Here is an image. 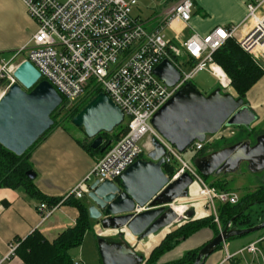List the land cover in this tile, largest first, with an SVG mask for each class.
<instances>
[{
    "label": "built area",
    "instance_id": "built-area-1",
    "mask_svg": "<svg viewBox=\"0 0 264 264\" xmlns=\"http://www.w3.org/2000/svg\"><path fill=\"white\" fill-rule=\"evenodd\" d=\"M22 1L38 24L37 32L22 48L27 51L23 60L31 61L40 71L41 79L48 80L68 105L81 100L91 83H95L90 91L100 87L120 107L124 119L129 118L126 133L98 158L90 173L63 200L69 197L82 199L97 179L101 182L117 181L136 159L154 149L152 139L156 138L166 149V163H177L174 174L170 175L172 180L189 173L199 185V195L206 198L207 207L213 213H217V202L234 204L239 201L240 195L236 191L221 190L206 182L197 168L157 130L152 118L201 71L211 70L223 86L231 83L213 56L228 38L235 37L246 52L259 58L264 50V0L250 1L246 17L239 24L220 26L207 34L194 32L179 42L167 38L165 29L176 19L189 25L193 0L177 1L170 7L166 21L154 30L147 29L133 14L138 0ZM163 59H169L181 72L180 80L173 86L155 74V67ZM191 59L195 60L194 64ZM21 62L16 61V56L2 62L0 89L4 92L17 82L15 71ZM146 136L148 138L143 141ZM204 147V142L197 140L188 149L196 153ZM57 205L41 202L38 211L42 219H47ZM181 218L179 216L176 222ZM260 241L249 243L235 252L227 250L225 242L224 261L264 264V259H260L263 256L258 245ZM18 245L15 240L8 253L0 254V264L16 255ZM246 252L253 255L251 261L246 260ZM74 264L84 262L79 259Z\"/></svg>",
    "mask_w": 264,
    "mask_h": 264
},
{
    "label": "water",
    "instance_id": "water-1",
    "mask_svg": "<svg viewBox=\"0 0 264 264\" xmlns=\"http://www.w3.org/2000/svg\"><path fill=\"white\" fill-rule=\"evenodd\" d=\"M155 74L169 86L181 78L180 70L169 59H163ZM17 82L0 97V143L17 155H23L54 124L53 112L63 104V98L29 60H23L15 71ZM256 113L243 97L223 92L220 87L204 94L192 83L185 84L153 116L152 123L175 147L184 152L195 141L205 142L209 135L218 134L225 124L251 126ZM124 121V113L105 93H98L74 118L93 139L96 149L105 142L102 132H112ZM111 143V142H110ZM107 143L101 151L110 144ZM154 149L147 156L136 159L117 181L95 180L88 196L92 219L101 220L104 228H127L139 240H144L172 226L179 215L171 206L179 198L188 197L194 183L189 173L177 179L164 171L166 149L152 139ZM250 161L254 172L264 170V134L251 145L250 140L209 152L194 159L197 170L204 176L237 171L241 163ZM30 179L36 172L29 170ZM141 209L140 211H138ZM194 215L193 209L185 217ZM264 228V220L257 225L239 228L229 224L208 241L198 252L193 264H204L207 257L232 237H239ZM100 237L98 250L102 264H145V255L134 250L123 239ZM158 264V263H157Z\"/></svg>",
    "mask_w": 264,
    "mask_h": 264
},
{
    "label": "crops",
    "instance_id": "crops-1",
    "mask_svg": "<svg viewBox=\"0 0 264 264\" xmlns=\"http://www.w3.org/2000/svg\"><path fill=\"white\" fill-rule=\"evenodd\" d=\"M170 1H168L169 3L160 5V9L156 8L153 14L145 19L142 18L141 14L135 12V9L137 11L141 10L138 0V3L133 9V14L144 23L147 29L154 30L166 21L170 7L179 0ZM250 1L257 0H193L192 18L189 25L176 19L171 26L166 27L165 34L166 30H170L173 34L170 39L179 42L180 40L188 38L194 32L207 34L220 26L239 24L246 17L248 12L247 4ZM37 30L38 24L30 17L26 5L22 0H0V67L3 61L9 60L13 56H16V61H19L20 57L25 58L27 51L22 50V48ZM258 57L264 62V50L260 52ZM263 62L261 63L263 64ZM262 82H264V77L255 87L259 86ZM258 90H260L259 96L261 100L256 101L255 104L254 101L247 102L257 116L253 128L264 121V86ZM229 129L233 130L231 128ZM228 133L231 134L232 132ZM84 144L80 136L73 134L72 131L62 126H56L32 149L30 161L36 172L35 183L43 195L47 197L65 198L67 193L90 173L99 155L92 154L85 148ZM218 149L220 148H215L214 142L206 150L205 154ZM81 200L88 206L93 204V201L88 195ZM41 202L45 201L29 197L22 189L0 188L1 255L8 253L10 244L13 241L16 239H25L34 230L40 231L47 240L52 242L62 231L76 224L79 216V210L76 206L60 202L53 213L47 219L43 220L38 211V206ZM204 213L203 206H201L200 210L197 209L196 211V214ZM92 220L94 223L93 229L86 233L82 245L72 249L70 254L74 261L80 259L84 264H102L100 255H98L99 250L96 247L97 234L95 232L101 234L104 233L102 230H109L114 233L118 232L119 229L104 228L101 220ZM213 237L214 232L212 229H202L181 242L176 248L162 255L157 263L166 264L170 261L177 260L185 252L202 246ZM263 238L264 233H255L248 237L235 238L231 242L228 240L226 247L227 250L235 252L249 243L259 240H261L259 244L263 245ZM261 250L263 256L260 259L262 260L264 259L263 247ZM245 254L246 260L251 261L253 259L251 253L246 252ZM225 255L226 248L223 244L221 248L207 257L204 264H245V261L241 260L238 262L224 261ZM4 264L26 263L16 254Z\"/></svg>",
    "mask_w": 264,
    "mask_h": 264
},
{
    "label": "trees",
    "instance_id": "trees-1",
    "mask_svg": "<svg viewBox=\"0 0 264 264\" xmlns=\"http://www.w3.org/2000/svg\"><path fill=\"white\" fill-rule=\"evenodd\" d=\"M213 56L215 62L231 79L230 85L235 94L232 92L230 93L235 97H243L245 102H247L246 97L249 92L264 77V67H262L258 59L252 57L240 46L235 37L228 38L224 45L214 52ZM190 62L194 64L195 60L191 59ZM191 83L195 85L193 82ZM100 92H102V89L96 87L88 93L89 97L83 101V103H81L82 100H84L83 98L78 101L79 104L78 102L75 103L76 106L71 109L72 113H69L71 122L73 121V118ZM67 106L68 102L64 100L62 106L58 107L52 114L54 120L53 126L23 155H17L0 143V188H11L14 190L22 189L29 197L45 201L50 206L63 202L65 204H72L79 210L76 224L73 227H69L62 231L52 242L47 240L38 230H34L25 239H16L19 242L16 254H18L26 264H74L70 251L81 246L86 233L93 229L94 223L89 215V206L83 200L74 197H69L65 200H63V197H47L41 193L35 183V179L32 180L27 175L29 170H34L30 161V153L32 149L55 127L58 114H60V111ZM126 130L127 126L119 128L117 132H111L113 137L99 148L94 149L91 144H89V146L84 144V146L92 154L99 155L100 157L112 146V144L118 141L126 133ZM103 133L109 135L107 132ZM107 143L110 144L104 149V151H101L102 147ZM204 149L205 148L202 150ZM202 150L197 151L194 157L197 158L205 155L206 151L199 154ZM192 165L195 166L193 161ZM176 167L177 164L174 163H165L163 166L164 171L170 175L174 174ZM203 178L205 179L204 176ZM212 186L215 185L212 184ZM256 204L264 205V184L259 185L250 193L244 194L243 196L241 195L237 203L217 204L216 214L211 212L208 216L198 219L194 218L195 215L189 217L187 222L168 233L160 243L155 245L149 256L145 257V264H157V261L162 255L176 248L181 242L202 229H212L215 237L219 233V225H221L223 229L228 224H231L233 227L247 228L262 223L264 220V208L259 210L257 220L252 221L253 212L251 211V207ZM217 217L218 221L216 220ZM235 238L238 237H232L229 240ZM205 244L196 249L185 252L181 258L170 261L166 264H193L197 258L198 252ZM221 247L222 245H220L218 249Z\"/></svg>",
    "mask_w": 264,
    "mask_h": 264
},
{
    "label": "rangeland",
    "instance_id": "rangeland-1",
    "mask_svg": "<svg viewBox=\"0 0 264 264\" xmlns=\"http://www.w3.org/2000/svg\"><path fill=\"white\" fill-rule=\"evenodd\" d=\"M168 1L171 2L170 0H139V4H140L139 6H140L141 10L137 11V9H135V12L141 14L142 18L146 19L148 16H151L153 14V11L156 10V8L160 9L161 8L160 5H164ZM166 35H167V38H170V37H172L173 34L170 30H166ZM25 54H27V53H25ZM25 56H27V55H25ZM23 59H24V57H20V60L18 62L23 61ZM257 59L260 62V64L262 65V67H264L263 60L261 61L260 60L261 58H257ZM179 61H181V58H179ZM261 62H263V64ZM227 77H228V75H227ZM192 82L204 94H209L212 90H214V88H217L220 86H221L223 92H232L233 94H235L230 83L227 86H223V84H222L223 82L219 79V77L209 69H206L204 71L199 72L195 76V78L193 79ZM230 82H231V79H230ZM92 85L94 87L95 83H91L87 92L82 97L84 100H82V102L80 101L81 103H83V101L88 99V97H89L88 93L91 92L90 88L92 87ZM255 86L249 92V94H248L249 97H248V95L246 97L247 102L254 101V104L256 101L261 100V97L259 96L260 90H258V89L263 88L264 82L259 84V86H257V87H255ZM3 92H4V89H0V96L3 94ZM74 104H75V102L72 104H69L66 108H64L62 111H60V114H58V116L56 118L57 123H56L55 127L56 126H62L64 128H66L67 130L72 131L73 134L80 136V138H82V141L86 145L89 146V144H92L93 139L89 138L85 134L82 127L76 126L73 123V121L71 122V120H70L69 113H72L71 109L76 106V104L75 105ZM78 104H79V102H78ZM128 121H129V118L125 117L123 123L121 125L117 126L112 132L113 133L117 132L119 128L127 126ZM255 123H256V121L249 127L245 126V125L237 126V125L225 124L223 126V128L219 131L218 135L217 134H215V136L209 135L207 137V140L204 142L205 149L200 151L199 154H201V152L206 151L214 142H215V148H220V149L223 147L235 144L238 141L246 140L247 138H250V137H251L252 141L254 142L256 137H258L260 135V133L264 132V121L260 125L253 128L254 127L253 125ZM229 128H231L233 130H230ZM228 132H232V133L230 134ZM107 133H109V132H107ZM101 135L105 139L104 144L106 143V141H109L111 139V137H113L111 132L109 133V135L104 134L102 132ZM147 138L148 137L146 136L143 139V141H145ZM181 154H182L183 158L190 163H192V161H194V159L196 158V157H194V155L196 153L192 149H188L184 152H181ZM145 156H147V155H145ZM174 164H177V163H174ZM168 175H170V174H168ZM205 181L208 182L210 185L214 184L215 186H217L218 188H220L222 190L236 191L240 196L241 195L243 196L244 194H247V193L254 191L259 185L264 184V171L261 173H253V172H250L249 170H247V168L245 166H242L238 171L231 173V174L216 175V176L213 175V176L205 177ZM190 193H191V195H189V197L176 200V202H175L176 205L177 206L178 205L185 206V207L188 206V209H193L194 215H195L194 218H196V219H198L199 217L208 216L211 212H213L211 209L209 210V207H207L208 205H207L206 198L199 195V185L197 182H194L193 185L191 186ZM217 204H219V202H217ZM201 206H203L205 213L204 214H196L197 209L200 210ZM263 208H264V205H262V204H256V205H253L251 207V211L253 212L252 213V221L257 220V218L259 216V210H261ZM187 220H188V218L182 217L180 221L175 222L171 227H169L167 229H163L160 232L156 233L155 236L148 237L144 240H139L138 237L132 236L131 232L127 228H122V230H118V232H114V233L110 232L109 230H102V231H104V233H101V234H98L97 232H95L97 234V236H96L97 237L96 238V245L97 246L96 247L98 249V239L100 237H106L109 239L117 240L120 237L119 234L122 232L123 233V239H125V241L128 243V245H130V247H132L134 250H136L138 252L140 251L141 253H143L145 255V257H147V256H149L150 252L155 247V245L160 243V241L168 233H170L171 231H174L175 229H177L178 227L183 225L185 222H187ZM219 231H220V225H219ZM255 233L263 234L264 228H261L255 232H252L250 234H246V235L241 236V237H248L250 235H254ZM241 237H238V238H241ZM229 241L231 242V241H233V239L229 240ZM259 247L260 248L263 247V249H264V241H263V245L259 244ZM98 255H99V251H98Z\"/></svg>",
    "mask_w": 264,
    "mask_h": 264
},
{
    "label": "flooded vegetation",
    "instance_id": "flooded-vegetation-1",
    "mask_svg": "<svg viewBox=\"0 0 264 264\" xmlns=\"http://www.w3.org/2000/svg\"><path fill=\"white\" fill-rule=\"evenodd\" d=\"M264 134V132L263 133H260V135L259 136H262ZM258 136V137H259ZM247 140H250V142H251V145H254V144H256V142H257V137H256V139H255V141L253 142L252 141V139H251V137L250 138H247L246 140H241V141H247ZM238 142H240V141H238ZM237 142V143H238ZM236 144V143H235ZM233 145V144H232ZM224 148V147H223ZM242 166H245L246 168H247V170H249L250 172H253V173H261V172H263L264 170H262V171H258V172H254V171H252L251 170V167H258L256 164H253L252 166H251V163H250V161H248V160H245V161H243L242 163H241V166H240V168L242 167ZM239 168V169H240ZM238 169V170H239ZM237 170V171H238ZM236 172V171H235ZM231 173H234V172H225V170L223 171V172H221L220 174H212V175H210V176H213V175H227V174H231Z\"/></svg>",
    "mask_w": 264,
    "mask_h": 264
},
{
    "label": "bare ground",
    "instance_id": "bare-ground-1",
    "mask_svg": "<svg viewBox=\"0 0 264 264\" xmlns=\"http://www.w3.org/2000/svg\"><path fill=\"white\" fill-rule=\"evenodd\" d=\"M216 70L219 72V73H221L222 72V70L220 69V68H216ZM226 79V78H225ZM225 82H226V80H225ZM1 97V96H0ZM179 199H182V198H179ZM172 207L174 208V210L178 213V215L180 216V217H183V215L185 214V211L187 210V207L188 206H180V205H176V203H174V204H172ZM167 227H171V226H167ZM167 227H165V228H167ZM133 235V234H132ZM154 236H155V234H153ZM153 235H151V236H153ZM150 236V237H151Z\"/></svg>",
    "mask_w": 264,
    "mask_h": 264
}]
</instances>
